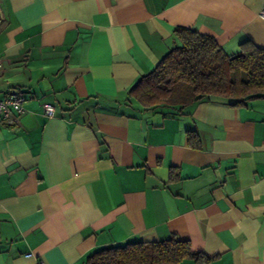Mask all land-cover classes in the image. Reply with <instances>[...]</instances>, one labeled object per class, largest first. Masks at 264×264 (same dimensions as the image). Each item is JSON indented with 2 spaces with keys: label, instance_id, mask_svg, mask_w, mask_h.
<instances>
[{
  "label": "crops",
  "instance_id": "crops-1",
  "mask_svg": "<svg viewBox=\"0 0 264 264\" xmlns=\"http://www.w3.org/2000/svg\"><path fill=\"white\" fill-rule=\"evenodd\" d=\"M262 7L0 0V94L26 97L17 123L0 124V264H82L172 235L209 258L179 264H264V97H210L174 115L127 99L176 27L228 54L245 40L264 48Z\"/></svg>",
  "mask_w": 264,
  "mask_h": 264
},
{
  "label": "trees",
  "instance_id": "trees-1",
  "mask_svg": "<svg viewBox=\"0 0 264 264\" xmlns=\"http://www.w3.org/2000/svg\"><path fill=\"white\" fill-rule=\"evenodd\" d=\"M176 45L128 90V98L144 109L164 107L181 114L197 102L220 97L230 105L264 97V48L249 40L228 54L215 39L194 28L176 27ZM194 136L188 132V137ZM196 146V145H194ZM208 261L176 235L164 240L135 241L94 250L82 264H179Z\"/></svg>",
  "mask_w": 264,
  "mask_h": 264
},
{
  "label": "built area",
  "instance_id": "built-area-1",
  "mask_svg": "<svg viewBox=\"0 0 264 264\" xmlns=\"http://www.w3.org/2000/svg\"><path fill=\"white\" fill-rule=\"evenodd\" d=\"M259 16L264 18V7H262ZM26 97L24 93L19 91H9L0 94V124L13 126L18 121V116L24 112V103ZM44 113L51 115L53 106L49 103L43 105ZM32 256V264H46L45 260L40 256Z\"/></svg>",
  "mask_w": 264,
  "mask_h": 264
}]
</instances>
